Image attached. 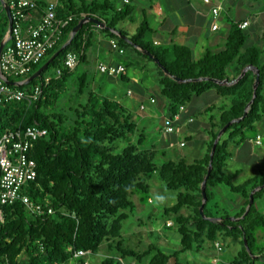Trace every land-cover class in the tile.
I'll return each mask as SVG.
<instances>
[{"label":"trees","instance_id":"obj_1","mask_svg":"<svg viewBox=\"0 0 264 264\" xmlns=\"http://www.w3.org/2000/svg\"><path fill=\"white\" fill-rule=\"evenodd\" d=\"M249 1L259 4V0ZM54 2L57 3V16L60 19L73 20L57 45L40 64L33 67L28 78L62 48L83 18L94 17L105 23L102 31L116 40L121 48L130 46L154 56L161 67L157 83L159 97L167 100L169 116L179 113L181 107H188L195 98L213 89L219 96L229 97L230 105L218 119L210 120L211 140L202 159L193 163L179 159L157 164L156 152L142 149L147 138L144 130L140 131L135 123L130 109L117 99L101 96V85L91 89V84L97 81L96 77L89 79L86 73L78 74V68L71 71L65 67L69 52L79 55V66L87 61L92 44L90 32L96 25L86 23L40 78L20 87L30 90L41 86L39 99L31 106L14 104L0 109L2 131L20 125L38 126L48 131V136L37 143L34 151L38 177L30 184L29 191L31 198L41 204L44 212L33 213L20 202L11 206L0 204V264H69L78 260L75 257L78 251L96 255L104 244L108 245L110 251L117 250L120 259L132 257L139 264H169L175 259L180 264L178 257L182 253L193 251L195 244L218 243L224 231L226 238L232 237L234 243L243 245L242 252L231 264L264 263V249L258 251V257L252 249L257 240L256 234L264 229V215L256 206L264 197V188L254 194L253 206L241 219L249 205L251 192L264 186V173L236 187L232 182L239 172L227 174L224 171L231 157L229 147L251 140L250 133L255 138L257 125L264 121V48L250 45L249 28L242 30L239 27L241 21L238 20L228 22L225 48L208 51L201 59L195 60L186 47L173 45L166 50L145 44L141 36L151 31L146 24L139 28L135 36H129L120 29L119 25L133 14L131 5H123L117 10L116 0ZM37 5V10L43 14L47 5ZM8 29L9 22L0 0V43ZM142 51L137 50V53L151 59ZM247 67L259 70L260 85L257 97L244 118L245 110L253 99L256 74L248 71L231 87L218 83L237 80ZM233 68H237V73L231 80L229 71ZM57 70L61 71L60 76H57ZM47 79L49 82H46ZM119 79L124 81L125 76ZM71 82L75 85L74 94L62 102L61 99L70 92ZM67 85L70 87L67 88ZM49 109H52L51 112H46ZM233 121L236 123L229 126L219 140L213 170L207 179L208 202L204 215L222 219V222L210 221L200 213L202 185L219 132ZM130 137H134L135 142L122 149L116 146L117 142ZM155 178L167 190L179 191L177 203L164 211L167 218H175L173 225H176L181 241V250L174 254H167L156 245H151L144 252L123 249V223L136 212L133 196L140 195L143 201L151 199V182ZM220 186L243 198L244 205L237 217L240 219L238 222L232 221L227 212L213 214L209 209L214 197L212 190ZM50 208L54 210L52 215L47 213ZM185 209L192 213L182 215ZM114 263V258H108L102 264Z\"/></svg>","mask_w":264,"mask_h":264},{"label":"crops","instance_id":"obj_2","mask_svg":"<svg viewBox=\"0 0 264 264\" xmlns=\"http://www.w3.org/2000/svg\"><path fill=\"white\" fill-rule=\"evenodd\" d=\"M35 1L38 4L44 3L45 5H48L49 3L54 2L55 0H35ZM92 1L93 0H85V2L87 3H90ZM212 1H213V5L219 4L222 7L220 18L218 20H215L213 18L212 5L205 4L203 0H131L133 14L127 20L122 22L119 25V27L124 32H126L129 36H135L139 28L142 25L146 24L147 26H149L151 31L146 32L141 36V40L145 44H149L153 47H157L158 49L160 48V49H166V50L170 49L173 45L186 47L191 51L192 57L195 60H199L208 51H219L225 48L226 39L229 33L228 22L236 21V20L241 21V23L248 22L249 29L252 27L253 22H254L253 20H254L255 15L254 16L252 15V10L255 9L254 7L255 5L253 4V2H250L249 0H212ZM122 6H123L122 1L116 0L115 8L119 10L120 8H122ZM41 16H42V13H40L38 10L33 11L32 18L28 21V24H31V25L37 24ZM216 24L218 25V30L213 31V26ZM223 24H225L224 28H223ZM103 29L104 27L99 26V25H96L95 27L91 29L90 34L92 35V40H91L92 44L87 53V61L81 65L83 66L81 75H84L86 73L89 76H91L89 77L90 79L96 77L99 80V75H102L98 72V66L100 64H105V65H110V66L122 64L126 68V74L124 75L125 76L124 81H131V80L137 81L138 79L141 80L143 75L145 77L148 76V74L145 71H143L142 67H140L139 70L136 69L137 67H139V63L138 61H136V59L131 58L127 60L125 63H122L121 60H117L118 57H122V56L124 57L127 55L128 47L124 48L125 50L124 55H120L117 52L113 51L111 49L110 42L114 39L109 38L108 35L102 31ZM249 40H250L249 41L250 45H256L261 48H264L261 45V42L259 41V39H254L251 37V35H249ZM105 49H107L110 56H106L107 57L106 61H101V57ZM137 50L142 51L141 49L134 48L133 52L135 53V55H139L137 53ZM134 65H137V67L136 68L134 67L133 69H129L131 66H134ZM236 69L237 68H233L229 71V77L231 78V80L234 79V77L236 76V73H237ZM159 74L160 72L158 71L156 83H158ZM240 77L241 76H239V78ZM239 78H237V80ZM114 79L117 80L118 78H113V80ZM237 80L231 81V82L226 80L224 82H221V84L219 85L231 87L234 83L237 82ZM97 88H99V86ZM140 90L144 96L146 92L145 88L141 87ZM155 92H157L156 95L150 97V102L152 99L155 100L154 104L151 103L152 105L156 107L155 113L150 114V116H153L154 118L157 117V121H160L161 126H162L163 117L169 116L168 102L167 100H164L159 97V93H160L159 87H156ZM131 95H133V93ZM210 98H214V101H215V103H211L212 105L209 104ZM124 103L125 104L123 105L125 107H128V103L125 101ZM142 105L145 106L144 103H140L139 106L141 107ZM229 105H230V98L219 96L214 89L207 92L206 94H203L200 97L195 98L191 105H189L188 107H184L185 109L183 113L181 114V120L179 123V127L181 128V133L178 134V136L180 137L179 144L182 141H185L186 146L184 148H186L189 146L191 142L195 143V141L198 140L199 138L200 141L199 140L198 141L202 144V146H201V152L197 154V158L202 159L206 155L208 145L211 140V137H210L211 129L209 126L210 121L209 123L203 124L204 131L200 132L199 128L197 129V127L195 126L196 118L197 116H200L201 114L207 115L209 113L208 111L210 110L212 111L213 109L215 110L216 108H219V109H224V107L228 108ZM145 108H146L145 110L140 109V112L141 113L142 111L145 112L147 110V107L145 106ZM218 118L219 116L217 117V119ZM145 120H146V117L142 119L143 122H145ZM190 120H192L193 122H190ZM257 129H258L257 136L251 139L250 142L251 143L254 142L255 145L257 146H262L264 144V121H262L261 123L257 125ZM155 130L160 131L161 128L159 129L158 126H155ZM162 132H163V129H162ZM199 134H202V136H198ZM162 136H164L163 133H162ZM175 136L176 135L167 136L168 137L167 141L168 142L173 141L177 143L178 138ZM258 137L261 138L260 145L256 143V140ZM241 147L242 145L236 146L234 144L229 147V152L231 154V157L227 161L224 171L226 168H228L229 165L235 164L237 162L236 157L238 156ZM229 168L230 169H229L228 174H235L236 172H239V175L234 179V186L236 187L241 186L242 184H238L237 180L243 174V170L235 169L231 167ZM252 176H253L251 177L252 179L257 177V176L255 177L254 175ZM227 189L228 188L225 186H220V187L213 189L212 190V193L214 196L213 199H215V196L217 193L219 194L227 193V195L228 193H231V191ZM157 191L165 195L164 197L165 210L174 206L177 203L178 192L170 191L169 196L167 198L166 195L168 194L167 192L168 190H166V188L163 186L162 182L158 178H155L151 182V192L157 193ZM173 193H176L177 195ZM228 196L231 197L230 195ZM133 202L136 205L135 215L143 214L146 211L147 209L145 207L146 201H143V198L140 195H134ZM147 203L153 205L154 204L153 198L149 199ZM215 205H216L215 206L216 209H218L217 207L218 205L217 204ZM243 205H244V200L237 202L236 205L232 207V209L235 208L238 211H236L233 214H230L227 211L226 212L229 214L230 218L237 219L239 213L241 212L243 208ZM156 212L157 210L153 209V213H156ZM191 213L192 211L190 210L188 211L186 209L181 212V214L185 216ZM135 215H132V216H135ZM169 223H171L172 225L171 228H172L174 225H173V222H171L170 220L168 221L165 227L167 228L169 226ZM143 236H145V233L139 232L138 235H132L131 237H129L127 241L138 245L140 244ZM163 238L166 240V242L164 243L165 246L170 245L168 238L165 236H163ZM220 246L222 248L221 252H223L224 249H223L222 244H220ZM159 248L161 249V247ZM126 249L135 251L134 249H130V248H126ZM101 250L102 248H100V251ZM241 252L242 250L238 253V255ZM96 255L89 256L88 260L90 264H93L90 257L96 256ZM257 257H258V253H257ZM124 260L125 259L118 258V264H125ZM80 262L81 260L78 259L77 261L71 262L69 264H80ZM103 262H99L98 264H102ZM231 263L219 262V264H231ZM172 264H177V263L176 261H174L172 262Z\"/></svg>","mask_w":264,"mask_h":264},{"label":"rangeland","instance_id":"obj_3","mask_svg":"<svg viewBox=\"0 0 264 264\" xmlns=\"http://www.w3.org/2000/svg\"><path fill=\"white\" fill-rule=\"evenodd\" d=\"M5 1L8 3L12 0ZM253 4L255 5V9L252 10V15H255V17L252 27L248 30V34L251 35V37L254 39H259L261 45L264 47V0H259V4L256 2ZM224 26L225 24H223V28ZM133 49V47L128 46L127 55L124 57H118L117 60H121L122 63H125L131 58L136 59V61H138L139 63V67H137V65H134L129 69L137 67L136 69L139 70L140 67H142L143 71H145L148 76L145 77L143 75L142 79H138L137 81H122L119 78L117 80H109L108 77L98 74L99 80L97 79L96 83L91 84V89H96L101 85V96L108 97L110 99H117L122 104H125L124 101L128 103V108L134 116L135 123H137V125L139 126L140 131L144 130L143 132L145 133V136L147 138V141L145 142V145L142 149L152 150L153 152H156L157 164L161 165L165 161H176L179 159H185L188 163H193L194 161L199 160L200 158H197V154L201 152L202 146V144L199 142V138V141H195L194 139L195 143L191 142L186 148H182L180 146V137L178 135L175 136L178 138L177 143L173 141L168 142L167 135L162 132L161 122L157 121V117L154 118L153 116H150V114L155 113L156 107L151 104L150 97L156 95L157 93L155 92L156 87H158L156 83L157 72L161 67L155 60L148 59L141 55H135ZM106 56H110L107 49L103 51L101 61H106ZM81 65L77 69L78 73H82L83 66ZM11 80L15 82L20 81L13 77H11ZM69 87L70 85H67V88ZM141 87H144L146 90L144 96L141 93ZM74 91L75 85L74 82H71L69 94L63 97L61 101L65 102L67 97H71L74 94ZM132 93L133 95H131ZM209 101V104L215 103L214 98H210ZM140 103H144L147 107V110L145 112H140ZM51 110L52 109H49L46 112L49 113L51 112ZM222 111H227V107H224V109L216 108L215 110L213 109L211 112H209L207 115L201 114L200 116H197L195 126L197 127V129L199 128L200 132H203V124L209 123L210 120L214 121L218 116H220V114H222ZM144 117H146L145 122L142 121ZM155 126H158L159 129L161 128V130H155ZM223 129H221V131ZM162 133L164 134V136H162ZM198 136H202V134H199ZM249 137L253 139L254 134L250 133ZM224 139H226V136L224 137ZM135 140L136 139L134 137H130L128 140L117 142L116 146L119 147V149H122L131 142H135ZM253 143H251L249 139L244 144H241L242 147L239 151L240 155L238 154V156L236 157L237 162L235 164L229 165L228 168L225 169V172L227 174L230 169L229 167L243 170V174L237 180L238 184H242L241 186L251 180V177H253L252 175H254L255 177H260L261 173H264V144L262 146H257L255 145V143ZM232 184L234 185V180ZM167 192L168 194L166 195V197L168 198L170 191L168 190ZM150 195L151 198H153L154 204H148L146 201L145 207L147 209L143 214H134L135 216H131L129 220L123 223V249L130 248L134 249L137 252H144L147 251L151 245H156L158 247H161V249L165 253L174 254L180 251L182 248L177 227L176 225H174L172 228H166L165 226L169 220L173 222V224H175V218L173 216L167 218L164 215L165 195L159 193V191H157V193L151 192ZM228 195H230L231 197H229ZM228 195L227 193H217L215 199L210 201L208 207L213 214H224V212L226 211L230 214H233L238 211L235 208L232 209V207L235 206L237 202L243 201V198L239 194H235L232 192L228 193ZM215 204L218 205V209H216ZM256 206L264 215V197L257 202ZM153 209H156L157 212L153 213ZM139 232L145 233V236H143L140 244L136 245L135 243H130L127 241L129 237H131L132 235H138ZM224 233L225 231L218 240V243L222 244L223 246V252H218L215 248V244L207 243L202 246L195 244L193 251L182 253L178 257V262L181 264H219V262L231 263L235 259V257L238 256V253L242 250L243 245L241 243H234L232 241V237L226 238ZM146 234L148 235V237ZM163 236L168 238L170 245L165 246L164 243L166 242V240L163 238ZM256 238L257 240L253 244L252 249L254 253L257 254L259 253L258 251L264 249V229L260 230L256 234ZM101 248L102 250L96 256L90 257L93 264H98L99 262H103L108 258H114V264H118L119 253L117 252V250L110 251L106 244H104ZM124 261L125 264H139L135 260V258L132 257H127ZM174 261L175 260H172L170 264H172V262Z\"/></svg>","mask_w":264,"mask_h":264},{"label":"built area","instance_id":"obj_4","mask_svg":"<svg viewBox=\"0 0 264 264\" xmlns=\"http://www.w3.org/2000/svg\"><path fill=\"white\" fill-rule=\"evenodd\" d=\"M123 5H131V0H121ZM205 4L212 5V15L215 20L220 18L222 7L219 4L213 5L212 0H203ZM13 16V29L11 40L6 44L0 57V109L14 104H26L31 106L42 95L41 86L30 90L20 89L21 86L9 85L3 78L10 81L11 77L23 82L28 80L33 67L40 64L46 55L57 45L64 30L72 22V18L66 20L57 16V3H49L37 24H28L32 18V12L37 11L35 0H12L9 4ZM242 30L249 27L248 22L239 25ZM218 30V25L213 26V31ZM111 49L120 55L125 50L120 47L116 40L110 42ZM80 64V57L77 53L69 52L65 58L64 65L68 70H76ZM98 72L111 78H119L126 74V68L122 64L98 66ZM61 71L57 70V76ZM15 82V81H12ZM49 82V79L46 80ZM154 104L155 100L152 99ZM145 110V106L140 107ZM184 107L179 113L173 116H164L162 129L165 135L172 136L181 133L179 123ZM190 122H193L190 120ZM48 136L47 129L30 126H16L12 129L2 131L0 129V204L11 206L18 202L24 204L33 213L44 212L39 202L32 199L29 191L30 184L38 177L37 162L34 158V151L37 143ZM261 144V138L256 140ZM180 146L184 148L186 142L182 141ZM49 215L54 214L53 209H48ZM1 219V213H0ZM171 226V223H169ZM219 252L222 248L219 243L215 244ZM90 252L78 251L76 258L81 264H90Z\"/></svg>","mask_w":264,"mask_h":264},{"label":"water","instance_id":"obj_5","mask_svg":"<svg viewBox=\"0 0 264 264\" xmlns=\"http://www.w3.org/2000/svg\"><path fill=\"white\" fill-rule=\"evenodd\" d=\"M1 2H2V5H3L4 10L6 12V15H7V19H8V22H9V29H8V32H7L6 36L4 37L3 41L0 43V57H1L2 51L5 48L6 44L11 40L12 29H13V16H12L11 8H10L9 4L5 0H1ZM86 23H94L96 25L103 26L105 28L104 22H102L101 20H99L97 18H94V17H85V18H83L79 22V24L72 30V33L70 35L69 40L62 46V48L50 60H48L34 75H32L28 80L23 81V82H12V81H10V80H8L6 78H3L4 81L7 84H9V85L23 86V85H27V84L31 83L32 81H34L37 78H40L42 73L49 67V65L73 42V40H74L75 36L77 35V33L82 29V27ZM116 34L119 35V33H116ZM142 53L144 55L148 56L149 58H151L152 60L157 61L154 58V56H152L148 52L142 51ZM250 70L253 71L256 74V80H255V84H254L253 99L248 104V106H247V108L245 110L244 118L248 115L249 109H250L251 105L254 103V100L257 97V88L260 85V72H259V70L257 68H252V67H247L243 71L241 77L237 81H239ZM175 80H177V79H175ZM204 80H208V79H204ZM218 84H221V82H219ZM239 121H241V120H239ZM239 121H237V122H239ZM233 123H236V121L230 122L229 124H227L224 127V129L221 132H219L218 138L215 141L214 146H213L212 151H211V154H210V164H209V168H208V172H207V177H206V179H205V181L203 182V185H202V201L203 202H202V206L200 208V213H201L203 218L208 219L210 221L222 222V219L221 218H213V219L212 218H207L204 215V208H205L206 203L208 202V197H207V193H206L207 179L209 178V176L211 175L212 170H213V160H214V155H215L216 148H217V145L219 143V140L221 139L223 134L226 132L227 128L229 126H231ZM263 188H264V186L263 187H259V188L255 189L251 193L250 198H249V200H250L249 205H248V207L246 209V212H245L244 216L241 219H243L249 213L251 207L253 206V204H254V194L256 192H258L259 190L263 189ZM231 220L238 222L240 219L231 218Z\"/></svg>","mask_w":264,"mask_h":264}]
</instances>
